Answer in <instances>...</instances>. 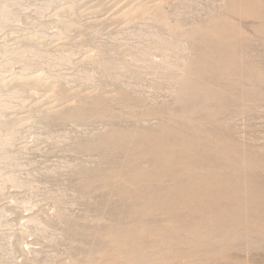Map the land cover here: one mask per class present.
<instances>
[{
	"label": "rangeland",
	"instance_id": "374dc122",
	"mask_svg": "<svg viewBox=\"0 0 264 264\" xmlns=\"http://www.w3.org/2000/svg\"><path fill=\"white\" fill-rule=\"evenodd\" d=\"M22 2L0 264H264V0Z\"/></svg>",
	"mask_w": 264,
	"mask_h": 264
},
{
	"label": "bare ground",
	"instance_id": "6f19581e",
	"mask_svg": "<svg viewBox=\"0 0 264 264\" xmlns=\"http://www.w3.org/2000/svg\"><path fill=\"white\" fill-rule=\"evenodd\" d=\"M23 1V0H22ZM21 0H0V31H4V28L8 25L9 26V23H12L13 21H18V20H20V18L18 17L19 15H18V12H17V14H15L16 12H14L11 8H14V7H12V6H15V5H17V4H19V3H21L22 2ZM71 1H73V0H71ZM52 2V1H51ZM50 2V3H51ZM76 2H77V0H76ZM75 2V3H76ZM21 4H23V2L21 3ZM45 4V3H44ZM43 4V5H44ZM71 4L72 5H74L72 2H71ZM46 5H48V4H46ZM51 5V4H50ZM22 6V5H21ZM23 7V6H22ZM48 7L50 8V6L48 5ZM40 9V8H39ZM46 9V8H45ZM18 10V9H17ZM21 10V9H20ZM47 10V9H46ZM46 10H43V11H46ZM21 12H22V10H21ZM40 12H41V10H40ZM19 18V19H18ZM73 24V23H72ZM26 43V42H25ZM30 43V42H29ZM27 44V43H26ZM31 44V43H30ZM29 44V45H30ZM28 44L27 45H25V46H23L22 48L20 47V49L19 50H14V52L12 51V53L11 54H13V56L16 58V59H19V61H20V59H26L27 57H28V55H32L33 56V58L34 59H36V61H39V60H43V57L45 56V54H44V56H43V54L39 51V50H37L35 47H33V46H29ZM32 45V44H31ZM7 51V50H6ZM8 52V51H7ZM11 52V51H10ZM4 53H6L5 51L3 52V54ZM65 54V53H64ZM68 54H70V53H68ZM7 55V54H6ZM47 55V54H46ZM66 55V54H65ZM64 55V56H65ZM142 57L143 56H145V55H142V54H140ZM12 56V57H13ZM63 56V57H64ZM63 57H61L62 59H63ZM69 57L70 58H72L70 55H69ZM32 58V59H33ZM51 58V57H50ZM56 58V57H55ZM57 58H59V57H57ZM65 59L67 58L66 56L64 57ZM146 58H148V55H146ZM33 59V60H34ZM68 59V58H67ZM140 59V58H139ZM29 60V59H28ZM30 60H31V58H30ZM68 60H70V59H68ZM128 60V59H127ZM136 60V59H135ZM137 60H138V57H137ZM44 61V60H43ZM48 61H50V59L48 60ZM55 61V60H54ZM58 61V60H57ZM59 61H60V59H59ZM58 61V62H59ZM66 61V60H65ZM145 61V60H144ZM147 61V60H146ZM168 61V60H167ZM46 62V61H45ZM62 62V61H61ZM61 62H60V64H61ZM64 63V62H63ZM66 63H67V61H66ZM147 63V62H146ZM170 63V62H169ZM23 64V63H22ZM30 64V63H29ZM29 64H25V67H28V65ZM120 64V63H119ZM143 64V63H142ZM117 65V64H116ZM121 65V64H120ZM119 65V66H120ZM124 65H126V64H124ZM131 65V64H130ZM134 65V64H133ZM110 66V65H109ZM136 65H134V67H135ZM24 67V68H25ZM121 68H122V66H120ZM124 67V66H123ZM126 67H127V65H126ZM137 68H138V66H137ZM122 69H124V68H122ZM126 69V68H125ZM143 69H144V67H143ZM164 69V68H163ZM169 69V68H168ZM26 70H27V68H26ZM137 70V69H136ZM141 70V69H140ZM131 71V70H130ZM165 71V70H164ZM127 72V71H126ZM128 73H129V71H128ZM127 74V73H126ZM87 75V74H86ZM128 75V74H127ZM91 76H93V75H91ZM90 78V77H89ZM94 79V78H93ZM92 80V79H91ZM23 84V83H22ZM21 87H22V85H20ZM19 89V88H18ZM18 89H16V90H10L11 92L7 95V94H5V95H7V98L8 99H10V100H12L13 98H15V96L16 95H19L18 93H19V91L22 89H20V90H18ZM23 89H24V87H23ZM7 91V90H6ZM25 92V91H24ZM0 93L2 94V92L0 91ZM3 93H5V92H3ZM23 93V92H22ZM21 93V94H22ZM0 94V95H1ZM20 97V96H19ZM25 97V96H24ZM3 98H4V96H3ZM6 98V97H5ZM6 98V99H7ZM16 98H18V97H16ZM15 98V100H17ZM22 98V97H21ZM2 99V98H1ZM6 99L4 100V99H2V100H4V102L6 101ZM7 99V100H8ZM1 100V101H2ZM14 100V99H13ZM14 100V101H15ZM19 100V99H18ZM23 100V99H22ZM21 100V101H22ZM24 100H26V97L24 98ZM13 101V102H14ZM20 101V100H19ZM23 102H25V101H23ZM6 103H7V101H6ZM22 103V102H21ZM8 104H11V103H8ZM13 104V103H12ZM5 103L3 104V105H1L2 107H5ZM11 106H13V105H11ZM8 107V106H7ZM9 107H10V105H9ZM8 107V108H9ZM1 108V107H0ZM6 109V108H5ZM1 119V118H0ZM3 121V120H2ZM2 123V122H1ZM13 126V125H12ZM1 127H3V126H1ZM1 127H0V129H1ZM15 127V126H14ZM13 127V128H14ZM3 129V128H2ZM2 129H1V131H2ZM16 129L14 128V131H15ZM0 131V149H1V151L2 150H4L3 151V153H1L2 155L0 156V171H1V174L3 173L2 171H3V167L4 166H6L7 164H9V163H11V162H13V159H14V157L10 154V153H12L11 151H10V153L7 151V148H9L10 146V144L14 141H12V139H14V136H16V133H15V135L14 134H3L2 132ZM4 131V130H3ZM11 132V131H10ZM13 132V131H12ZM14 133V132H13ZM18 137V136H17ZM16 138V137H15ZM9 146V147H8ZM11 148V147H10ZM9 148V149H10ZM13 149V148H12ZM14 155H16V154H14ZM15 158H17V157H15ZM16 164H18V163H16ZM10 165V164H9ZM13 165V164H12ZM14 165H15V163H14ZM8 166V165H7ZM12 168H13V166H11ZM5 168V167H4ZM7 169V168H6ZM7 170H9V169H7ZM6 171V170H5ZM11 174H9V175H7V174H5V175H7V176H5V177H3V175H4V173H3V175L1 176L2 177V179L0 178V181L2 180V184L4 185V183L3 182H5V181H10V183L11 182H13V184H18V183H20V181L18 182V178L16 179L15 178V175H12V172H10ZM0 174V175H1ZM0 183V184H1ZM1 184V185H2ZM5 184H7V183H5ZM4 187V186H3ZM2 187V188H3ZM1 188V187H0ZM1 188V189H2Z\"/></svg>",
	"mask_w": 264,
	"mask_h": 264
}]
</instances>
